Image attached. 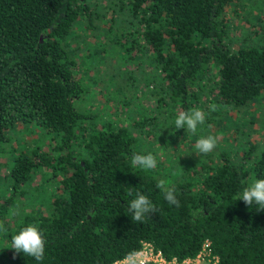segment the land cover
Wrapping results in <instances>:
<instances>
[{
	"label": "trees",
	"instance_id": "trees-1",
	"mask_svg": "<svg viewBox=\"0 0 264 264\" xmlns=\"http://www.w3.org/2000/svg\"><path fill=\"white\" fill-rule=\"evenodd\" d=\"M122 75L157 97L125 110L122 88L102 89ZM193 108L204 124L176 129ZM208 135L217 145L201 154ZM148 152L154 169L132 164ZM259 178L264 0H0V264H116L145 243L183 259L207 240L217 264H264V210L237 200ZM137 193L157 209L141 222ZM30 223L43 261L10 248Z\"/></svg>",
	"mask_w": 264,
	"mask_h": 264
},
{
	"label": "clouds",
	"instance_id": "clouds-1",
	"mask_svg": "<svg viewBox=\"0 0 264 264\" xmlns=\"http://www.w3.org/2000/svg\"><path fill=\"white\" fill-rule=\"evenodd\" d=\"M215 107V105H210L209 109L214 111ZM205 119L206 115L201 109L193 108L179 111L174 123L176 129L183 128L195 133L198 126L204 124ZM216 145L217 138L208 135L198 139L195 147L199 153L208 154L215 149ZM132 164L144 170H151L156 167L157 159L151 152L147 154L135 153L132 156ZM156 186L164 193V198L169 204L179 207L180 202L177 199L175 189L170 187L167 181L161 179ZM237 200H242L248 206L255 204L257 206L256 211L264 210V178L255 179L252 183L243 187L237 195ZM129 211L133 213L131 217L133 221L141 222L146 214L154 213L157 209L148 196L137 193L136 198L131 200L129 204ZM46 243L44 230L38 224L30 223L13 235L10 248L16 254L23 253L36 261H43ZM122 264H159V260L152 255L151 249L134 250L123 258Z\"/></svg>",
	"mask_w": 264,
	"mask_h": 264
},
{
	"label": "rangeland",
	"instance_id": "rangeland-1",
	"mask_svg": "<svg viewBox=\"0 0 264 264\" xmlns=\"http://www.w3.org/2000/svg\"><path fill=\"white\" fill-rule=\"evenodd\" d=\"M119 73V72H118ZM116 82L115 83H113V84H111V85H108V83H106V84H104V86L102 87V89H104V91L105 90H108V87L110 86V87H112V89H114V91H115V89L117 88V90L119 89V88H122L123 90H124V95H126V96H129L133 101L131 102V104L130 105H128L127 107H125V110H127L130 106H131V108H133V106H135V104H137L138 102H143L144 104H146V105H150V103L148 102V100L150 99V101H152L153 99H155V96L157 97V95H155V94H149V95H144V93H143V91L140 89V90H138L137 91V93L135 94V95H133V93H134V89H130L129 91L126 89V87H125V84H124V81H125V76H123L122 75V77L121 76H118L117 78H116ZM103 93L104 92H99V94H100V97L96 100V101H94L93 103L95 104V106L96 107H98V108H100L101 107V105H105V103H106V100H105V97L103 96ZM117 94V93H116ZM99 102H101V105H100V107L98 106V103ZM117 104H119L120 105V103H119V100H117V99H113V100H111V101H109L108 102V111H110L112 114H114V115H116V111H118V105ZM111 107H114V109L115 110H113ZM101 109H99V111H100ZM135 110V109H134ZM133 109H132V111H131V115L134 117H138V116H141L138 112H136V111H134ZM119 113H123V111H118ZM261 112V111H260ZM258 113V115H262L261 113ZM259 125H260V120L259 121H257V123L256 124H254V126H256V127H259ZM233 129V128H232ZM255 137V136H254ZM254 137H252L253 139H254Z\"/></svg>",
	"mask_w": 264,
	"mask_h": 264
},
{
	"label": "built area",
	"instance_id": "built-area-1",
	"mask_svg": "<svg viewBox=\"0 0 264 264\" xmlns=\"http://www.w3.org/2000/svg\"><path fill=\"white\" fill-rule=\"evenodd\" d=\"M144 249H151L152 255L158 258L159 264H217L218 262L217 256L212 253V246L209 240L204 243L203 248L195 257H186L183 259L178 257L168 259L161 250L156 249L151 243H145L141 250ZM122 261L116 264H121Z\"/></svg>",
	"mask_w": 264,
	"mask_h": 264
}]
</instances>
